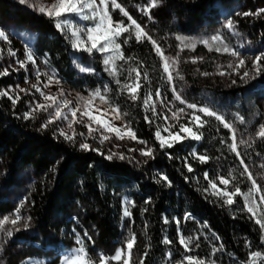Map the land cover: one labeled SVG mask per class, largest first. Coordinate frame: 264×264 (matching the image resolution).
I'll return each instance as SVG.
<instances>
[{
  "label": "trees",
  "instance_id": "obj_1",
  "mask_svg": "<svg viewBox=\"0 0 264 264\" xmlns=\"http://www.w3.org/2000/svg\"><path fill=\"white\" fill-rule=\"evenodd\" d=\"M146 2L117 0L159 44L173 34L201 40L204 30L218 21L221 6L243 3L251 11L264 9V0H160L148 19L134 9ZM109 14L114 22L123 20L126 26L130 25L127 18L110 6ZM65 21L77 23V18L72 14L44 16L10 0H0V22L34 34L31 49L34 58L70 90L104 91L107 106L119 108L124 125L135 133L138 141L147 142L153 149V158L134 166L82 150L56 138L33 120L24 119L21 105L0 97V162L5 168L0 215L20 208L19 214L29 224L7 240L2 256L5 264H23L29 259L60 264L66 250L81 247L76 242L77 236L93 264H98L100 254L111 257L132 233L136 240L129 264H140L145 251L148 256L144 264L183 263L184 256L211 264H253V261L264 264V230L255 223L256 218L264 217V203H258L257 216L250 218L244 209L243 196L234 197L233 205H225L221 197L212 194L204 179L205 173L214 181L220 176L229 179V192L236 186L242 192L252 187L246 176H241L243 166L229 149L232 143L229 131L214 117L198 113L205 122L203 127L194 122L186 125L201 135L200 140L186 138L179 143L169 142L173 144L171 148H161L155 137L157 128L143 101L149 94L157 98V90L161 98L171 101L172 91L152 43L145 38L138 43L132 26V39L127 44L123 40L129 33L118 39L125 59L115 60L114 72L110 65V70L105 71L104 54L76 50L68 33L56 27L58 22L64 25ZM240 25L256 48L264 52V13ZM219 33L222 41L217 43L230 48L232 41ZM76 62L92 71L81 72ZM132 69L140 71L141 87L135 101L130 98L129 89L124 88L126 84L133 87L137 84ZM10 84L9 76L0 75V90ZM181 95L188 103L222 115L237 132L252 139L245 151L240 148L249 167L264 161V138H254L264 114V72H253L248 78L225 86L192 82ZM146 116L151 123L145 120ZM194 152L209 159L201 163L193 157ZM189 165L192 172L188 171ZM25 170H30L32 176L28 187L19 178ZM161 176H166L167 181L161 180ZM224 187L217 182L218 189ZM253 199L259 202L258 194L254 193ZM125 202L132 213L131 220L123 216ZM186 214H191L192 219L185 220ZM85 232L91 240L84 236ZM181 236L192 238L191 251H185ZM165 238L172 243L165 244ZM253 253L260 255L254 257Z\"/></svg>",
  "mask_w": 264,
  "mask_h": 264
},
{
  "label": "rangeland",
  "instance_id": "obj_2",
  "mask_svg": "<svg viewBox=\"0 0 264 264\" xmlns=\"http://www.w3.org/2000/svg\"><path fill=\"white\" fill-rule=\"evenodd\" d=\"M10 1L34 13L41 14L44 16H48V15L46 13H41L39 11V8L41 6L48 8L52 4H58V0H27V3L24 4L20 3V0H10ZM96 2L99 3V0H96ZM149 3L150 0H147L145 4L136 5L134 9L137 11V13H139L142 16H146L149 19L148 15H145L141 11V8L145 7ZM159 5L160 3L157 5V7ZM109 6L111 8V0H109ZM157 7L151 8L150 13ZM259 9L262 8H257L254 11H251L243 3L224 5L219 8L218 21L204 30L205 31L204 36L201 40L197 39L196 37H183L179 34H173L169 37L164 38L162 40V43L160 44L159 43H157V45L152 44L154 49L157 46H159V48L162 51L163 57L159 54L158 56L160 57L163 63V68H164V60L166 58L175 57L178 50L181 47L180 41L177 40V37H180L186 44L196 45L194 50L185 48L183 51H180L179 63L177 65H172L169 69L174 77L173 82L171 84L169 83L171 91L173 87H175L176 89V93L172 91V100L169 101L161 97L151 98L149 102V106L146 107L148 115L150 116L152 115L150 120L154 121L155 127L161 131V136L165 139L167 143L173 141L172 137L169 135V131L173 135L179 133L181 136L182 134L186 136L185 133L179 132V125L180 124L186 125V123H188L190 119L188 114L193 111L192 109H188L186 107V104L188 102H186L185 104H181L179 100H176L175 99L176 94H179L181 98L184 99L181 94L185 93L190 88L192 82H197V81L205 82L207 84L215 85V86H225V85L233 84L232 81L233 80L237 81L238 79H240V75H237V73L234 72L232 69H230L228 65L229 64L235 65L238 62V59H245L246 61L245 66L240 69V74L242 75V73L245 70H247L249 71V76L252 75V73L254 72L252 70V59L263 51L256 48L253 41L249 38V35H247L243 31L240 22L248 24L252 22L253 19L257 18L259 15L243 16L239 14L243 12L255 13ZM112 10H117L120 13V15L123 16V14L120 12L119 9H112ZM64 14H72L77 18V23H73L72 21H67V23L62 25V27L60 28L62 31L68 33L72 45L74 46L77 43V37L72 35L73 32H77L78 30H86L87 28L92 27L95 21L92 19H84L82 18V15H77L76 13H64ZM83 15H90V13L87 10H85ZM227 20L234 21L235 23L234 29L229 30L224 27ZM0 30L5 31L6 35L8 36L7 40H3L2 38H0V72H2L5 68H7L9 74L6 76H9L11 80V84L8 87H6L4 90H11L9 92V95L13 96V98L19 95L20 99L17 100L15 105L22 106V108L24 109V115L26 112H31L36 103H41V104L52 103V101H45L43 97H41L40 93L37 92L35 88L32 87L33 84H37V86L40 87L41 90L46 95H50L52 97H58L60 90H63L64 96L59 97L57 103H60L64 99L71 100L73 103L72 105H70V107H76L80 97L88 98L91 96L92 93L95 92V91H89L86 93H79L70 90L61 82L57 84L55 82L56 81L55 78L53 79L49 87L45 88L44 84L48 83V76H52V75L42 66V64L38 60L34 58L36 61L35 64H33L32 62H26L25 68H20L19 64L17 63V61H26L27 52L31 51L32 49V45L34 42V34L28 29L20 30L16 26L4 22H0ZM219 32L224 33V35H226L229 38V40L232 41V45L229 49L238 52L239 53L238 57L232 56L231 51L224 52L223 48L227 46H223L220 43H217V41L213 43L210 40L211 36L220 35ZM141 38H145V37L142 36ZM80 39L87 42L86 31L80 33ZM203 40H209L213 49L212 51H209V48L201 43V41ZM81 47H83V45H81ZM216 48H220L221 51L220 52L215 51ZM75 49L79 50L77 47H75ZM10 50L14 51L16 55L15 56L10 55L9 54ZM110 55H112L111 52L104 53V57ZM193 58H196V63H192ZM169 63L171 64L170 59H169ZM76 66L78 67L79 70L81 68H85L78 62H76ZM14 69H18V70H14ZM37 71H39L40 73L39 82L37 81L36 78ZM177 71L179 72L180 76H183L182 80L176 76ZM205 72L209 73V75H202V73ZM219 72H225L226 74L220 75ZM21 88L25 89V91L20 92ZM100 92L101 95L105 97L104 91L100 90ZM79 106L81 108V111H83V104L80 103ZM197 106L198 108L202 107L199 105ZM152 107L155 108L156 115H153ZM180 108H184L185 112L183 114H180L179 120L177 121L176 119L172 118V113ZM96 109H99V111H97ZM105 109H107V114L103 115L102 113H104ZM111 109L112 108H109L106 103H101V100L98 97L93 100L92 105L89 107V111L92 115L98 116L101 120L105 122H111L112 126H114L115 128H119L121 134H124L125 132H127L128 128L125 127L121 118L120 119L113 118L115 116V113H112ZM53 111L54 109H49L48 111L37 110L32 113L29 119L39 124L42 129L51 132L56 138L60 140L78 146L82 142L88 143L92 148L99 149V151H95V152H98L99 154L102 153L101 155L105 158H107V156L111 153L122 154L125 157L124 159H120L118 158V156H113L112 159L124 160L133 164L134 166L144 164L146 160L150 159L149 157L141 156L140 149L146 150L147 148H151V147L148 144L139 143L137 139L133 140L128 136H125L123 140L118 139L115 133H109L104 129L99 128V126L96 124H92V127L98 130L94 131L92 136H89L88 128L85 127V123H91V121H88L87 117H81L80 112H77L76 119L82 120L83 122L73 123L72 127L68 126L69 122L72 120L71 115L68 113V109H63L64 114H68L69 116L68 120L58 119L55 120L53 123L48 124L49 120L52 119L50 113H53ZM198 113L200 112L197 110L196 114L198 115ZM165 116L169 117L168 121L164 120ZM45 124H48V127L46 128L42 127V125ZM262 125H264V114L262 118V123L259 126L257 133L259 132ZM165 127H169V131H165L164 130ZM60 130H63L66 133V135L72 136L75 134L74 140L69 141L65 139L64 136H61L59 134ZM227 130L229 131L231 137L232 132L229 129ZM233 130L236 133V140L238 144L237 150L241 153L240 148H244L245 151L247 149L246 147H248L249 144L252 142V139L243 134H240L235 130L234 127ZM81 133H83V135H80ZM257 133L254 136L255 139L260 138L257 136ZM102 135H108L111 138L101 142ZM240 140H244L246 141V143L240 144L239 143ZM129 149H132V151H129ZM90 150L91 149H89L88 151ZM262 166H264V161L260 162L258 165L249 167V170L253 173L254 178L257 180V184L260 185L262 189L261 193H256L258 194V196L264 194V167ZM4 177H5L4 164L3 162H0V188L2 186L1 182L4 179ZM19 178L23 186L28 187L31 185L32 176L30 170L23 171L20 174ZM2 192L3 190L0 189V194ZM127 205L128 203L125 202V207H127ZM15 214L16 213L14 211L7 215H0V220H2L4 217L9 218V220L3 224L2 230H0V264H5V262L2 259V256L6 248L7 240L10 238L6 234L7 231L12 230L14 234L17 231L16 230L17 228L27 229L29 227V224L27 228L23 227V223L27 222L23 218L20 222H18L17 225L13 226L11 224V219L15 218ZM74 249L66 250L64 252L60 264H63L66 256L73 255ZM23 264H45V262L38 259H29L26 260ZM181 264H186V261H184ZM205 264H211V263L205 262Z\"/></svg>",
  "mask_w": 264,
  "mask_h": 264
},
{
  "label": "snow or ice",
  "instance_id": "obj_3",
  "mask_svg": "<svg viewBox=\"0 0 264 264\" xmlns=\"http://www.w3.org/2000/svg\"><path fill=\"white\" fill-rule=\"evenodd\" d=\"M20 3L24 4L27 3V0H20ZM160 3V0H150V3L147 4L145 7L141 8L142 13H144L145 15H148L149 19H151V13H150V9L151 8H155L157 7V5ZM31 6V5H30ZM111 8L112 9H119L120 12L123 14V16L128 18V21H130V25H125L124 21L121 20L119 22H114L111 15L109 14V0H99V3L96 2V0H58V4H52L50 7L45 8L43 6H41L39 8V11L41 13H46L48 16L52 17H61L64 13H76L77 15H82V18L84 19H92L95 21V23L93 24L92 27L87 28L86 30H78L77 32H73V36L77 37V43L74 45V47H77L79 50L82 51H86L89 54H91L93 52V50L100 52L102 54L104 53H109L111 52L112 55L110 56H105V58L103 59V63L106 66L105 67V71H109V65H111V70L114 72L115 71V60L116 59H120V60H124L125 57L122 54L121 51V43L118 42L119 37H121L124 33H129V35L123 40L124 44H127L129 39H132V35L130 33V28L132 26L135 27V39L136 41L139 43L141 42V37H145L147 38L153 45H157L156 40L152 39V37L150 35H148L147 32L144 31V29L141 27L140 24L137 23V21L135 19H133L128 11H126L120 3H117V0H111ZM85 10H87L90 15H83V13L85 12ZM261 13H264V9H259L257 12L252 13V12H243L240 13L239 15H243V16H251V15H260ZM65 23H67V21H65ZM57 28H61L62 24L61 23H57L56 24ZM225 28L232 30L235 27V23L233 20H227L226 24L224 25ZM86 31L87 34V42L83 41L80 39V33ZM0 38H2L3 40H7L8 36L6 35L5 31L0 30ZM177 40L180 41L181 47L178 50L177 54L175 57L173 58H166L164 60V72L167 74V80L168 82L171 84L173 82V74L172 72L169 70L170 67L172 65H177L179 63V52L183 51L185 48H189V49H195L196 45L194 44H186L184 43V41L180 38L177 37ZM210 40L214 43L216 41H222V37L220 35H213L210 37ZM202 44H204L205 46H207L209 48V51H212V46L209 42V40H203L201 41ZM81 45H83V47H81ZM157 54L161 55L163 57L162 51L159 48V46H157L155 48ZM215 51L220 52L221 49L220 48H216ZM224 52H229L231 51V55L232 56H239V53L236 52L235 50H230L229 48L225 47L223 48ZM10 55L15 56L16 53L14 51L9 52ZM169 59L171 60V64L169 63ZM202 59V58H200ZM264 60V52H261L259 55H256L253 59H252V70L255 73H261L264 72V64L261 63V61ZM26 62H32L33 64L36 63L35 59H34V53H32L31 51L27 52L26 55V61H17V63L19 64L20 68H25ZM192 63H196V58L192 59ZM245 59H238V62L235 65L229 64L228 67L230 69H232L234 72L237 73V75H240V79L244 80L246 78L249 77V71L245 70L242 75L240 74V69L243 68L245 66ZM14 70H18V69H14ZM82 72L83 71H92L91 69H87V68H81L80 69ZM132 72H135L136 74V79H137V84L135 85V87L131 86V85H124V88L129 89L131 96L130 98L135 101L138 99V95L137 93V89H139L141 87V85L139 84V79H140V71L137 69H132ZM8 69L5 68L2 72H0V75L6 76L8 75ZM220 75H225V72H219ZM47 75V74H45ZM202 75H209V73H202ZM176 76L179 77V79H183V76H180L179 72H176ZM37 81L39 82L40 79V73L39 71H37ZM54 77L53 76H48V83L44 84V87L47 88L49 87V85L52 83ZM144 79H147V73H144ZM57 84H59V81L56 80L55 81ZM117 83H119V81H117ZM233 84L236 83L235 80L232 81ZM19 87V86H17ZM33 88H35V90L37 92L40 93L41 97H43V99L45 101H52V103L49 104H41V103H36L34 108L32 109L31 112H26L24 115V119H29L30 116L32 115L33 112L37 111V110H43V111H48L49 109H54L53 113H50V115L52 116V119L49 120L48 124L53 123L55 120L58 119H64V120H68L69 116L68 114H64L63 109H68V113L71 115L72 120L69 122V127H72L73 123H81L83 122L82 120H78L76 119L77 116V112H80V116L81 117H87L88 121H91V123H85V127L88 128V135L92 136L93 132L98 130L92 127V124H96L99 126V128L104 129L105 131L109 132V133H115L116 137L118 139L123 140L125 138V136H128L129 138L135 140L136 139V135L135 133L128 128L127 132H125L124 134H121V131L119 128H115L114 126H112L111 122H105L103 120H101L98 116H94L90 113L89 111V107L92 105V102L95 98H99L101 100V103H107V101L105 100V97L101 95V92L99 89H97L94 93L91 94L90 97L88 98H84V97H80L78 104L76 107H70V105H72V101L71 100H67L64 99L62 100L60 103H57V100L59 97H63L64 96V92L63 90H60L58 97H52L50 95H46L40 87L37 86V84H33L32 85ZM11 90H0V97H7L9 100L12 101L13 105L16 104L17 100L20 99L19 95H17L15 98H13V96L9 95V92ZM25 89L21 88L20 92H24ZM172 91L174 93H176V89L175 87H173ZM161 95L160 91L157 90L155 93V96L157 98H159ZM175 99L179 100L181 104H185L186 101L184 99L181 98V96L179 94L175 95ZM151 100V94H149L148 97H146L143 101L144 105L147 107L149 106V102ZM80 103L83 104V111H81L80 108ZM186 107L188 109H192L193 111L191 113H189V124H192L193 122H197V126L198 127H203V124L205 122L201 121V116L197 115L196 112L197 110L204 114L205 116L208 117H214L217 121H220L223 124V127L226 129H229L232 132V136H231V140L232 143L229 144V149L234 152L237 156V158L240 160V164L243 166V171L241 172V176H246L247 180L251 182L252 187L247 191V192H242L241 188L239 186H236L233 188V190L231 192L228 191V185L230 184V180L226 179L222 176L217 177V180H211L209 178L208 173L204 174V179L208 181V185L209 187L213 190V195L217 196V197H221L222 201L225 205L231 206L235 203V199L234 197L236 196H243L244 198V209L247 211V213L250 214V218H255L257 216V211L256 208L258 207V203H264V194H261L259 196V202L256 199H253V194L254 193H261L262 189L261 186L257 184V180L254 178L253 173L249 170V166L247 164L244 163V159L241 157V153L237 150L238 149V144H237V140H236V133L233 130V126L227 122L225 120V118L220 115L217 114L215 111L210 110L208 107H199L194 104V103H187ZM97 111H99V109H96ZM112 113H115V116L113 117L114 119H120V110L118 107H112L111 109ZM152 112L153 115H156V111L155 108L152 107ZM185 112L184 108H180L177 111L172 113V118L176 119L177 121L179 120L180 114H183ZM103 115L107 114V109H105L104 113H102ZM169 117L165 116L164 120L168 121ZM145 120L148 121L149 123H151V121L149 120V118L146 116ZM48 124L42 125V127L46 128L48 127ZM127 127V126H125ZM165 131H169V127H165L164 129ZM179 132L185 133L186 136H181L179 133L176 134H172L169 131V135L172 137L173 141H175L176 143L181 142L183 139L186 138H191L194 140H200L201 139V135L198 134L197 132L193 131L192 127H189L185 124H180L179 125ZM59 134L61 136H64L65 139L69 140V141H73L74 140V135L70 136V135H66V133L63 130H60ZM80 135H83V133H81ZM257 136L260 138H264V125L261 126L259 132L257 133ZM155 137L156 139L160 142V147L161 148H165L166 146L168 148L173 147L172 143H167L165 141V139L161 136V131L159 129H157V131L155 132ZM111 137L108 135H102L101 136V142H103L104 140H108ZM139 143L141 144H146V141H139ZM240 144H244L246 143V141L244 140H240L239 141ZM79 147L82 150H93V151H99V149L96 148H92L88 143H80ZM129 151H132V149H129ZM102 154V153H101ZM140 154L141 156H146L149 158H153V149L152 148H147L145 149H140ZM194 158H198L199 161L201 163L206 162L209 158L205 155H198L197 153H192ZM113 156H118V158L120 159H124L125 157L122 154H116V153H111L107 156V159L111 160L113 158ZM145 163H147V160L145 161ZM264 167V166H262ZM188 171L192 172L193 168L189 165L188 166ZM167 177L166 176H161V180L163 181H167ZM232 179L234 180L235 177H232ZM158 183L160 182L159 180L157 181ZM217 182L221 185H224V189L220 190L217 188ZM170 183V182H169ZM205 191H207V189H205ZM145 203H150V201H145ZM129 204H131L132 206H134V204L132 202H129ZM21 211L20 208H17L15 210V218L11 219V224L13 226L17 225L18 222H20L22 220L21 215L19 214ZM144 211H147V209H144ZM123 216L125 218H129V220H131V216L132 213L129 211L128 207H125L124 211H123ZM30 219V218H29ZM185 220H189L192 219L191 214H186V216L184 217ZM9 220L8 217H4L2 220H0V230H2V226L5 222H7ZM165 223H168L167 220H165ZM177 224L180 223L179 220L176 221ZM255 223L257 225H259L260 229L264 230V217L262 218H256L255 219ZM23 227L27 228L28 227V223L25 222L23 223ZM17 231H19L20 229L17 228ZM7 236L11 237L13 235L12 230H8L7 231ZM84 236H87L89 240H91V236H88V233L85 232ZM191 237H189L188 239H185L183 236H181L180 238V243L182 245H184L185 251H191V248H189V244L191 243ZM262 239H264V237H262ZM135 240H136V236L135 233H132L129 237H127L125 239V242L123 244V246L118 249L114 255H112L111 257H107L104 254H100L98 257V264H110L111 261L116 262V264H129V261L131 259V252L132 249L134 247L135 244ZM77 244H80L81 247L76 248L73 250V255L72 256H66L64 259L63 264H93V262L91 261V258L88 256V253L86 252L85 248L83 247L82 244V240L79 236H77ZM165 244H171L172 241L169 240L168 238H165L163 241ZM198 247V245H197ZM221 247H223L221 245ZM215 251V249H214ZM259 253H253V256H259ZM148 256V252L145 251L143 256L140 259V264H144V260L147 258ZM183 261H186V264H205V261L199 258H193L192 256H184L182 258ZM177 264H181V262H177ZM212 264H214V262H212ZM253 264H255V261H253Z\"/></svg>",
  "mask_w": 264,
  "mask_h": 264
}]
</instances>
